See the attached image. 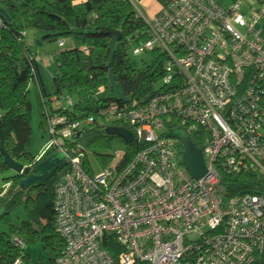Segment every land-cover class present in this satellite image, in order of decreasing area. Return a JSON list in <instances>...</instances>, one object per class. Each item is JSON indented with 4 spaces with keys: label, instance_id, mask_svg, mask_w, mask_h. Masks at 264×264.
Instances as JSON below:
<instances>
[{
    "label": "built area",
    "instance_id": "obj_1",
    "mask_svg": "<svg viewBox=\"0 0 264 264\" xmlns=\"http://www.w3.org/2000/svg\"><path fill=\"white\" fill-rule=\"evenodd\" d=\"M130 1L150 35L133 53L160 55L163 87L131 112L115 104L101 112L105 128L129 131L142 147L99 175L81 145V128L94 117L47 114L52 150L36 161L56 152L67 159L54 194L65 245L56 264H114L106 237L122 247L119 264L264 263V184L261 196L234 200L222 184L224 175L264 178V0L244 10L243 0L231 8L170 0L152 20ZM177 130L198 138L206 166L198 181L183 165V146L167 138Z\"/></svg>",
    "mask_w": 264,
    "mask_h": 264
},
{
    "label": "trees",
    "instance_id": "obj_2",
    "mask_svg": "<svg viewBox=\"0 0 264 264\" xmlns=\"http://www.w3.org/2000/svg\"><path fill=\"white\" fill-rule=\"evenodd\" d=\"M169 1L157 0L162 7ZM27 29L38 34L36 46L58 42L62 49L52 57L57 73L52 92L44 88L43 69L35 51L25 44ZM117 33L121 36L118 44L113 35ZM149 38L147 25L130 0H0V149L2 145L9 157L24 169L33 170L46 161L45 158L38 163L30 152V87L33 85L39 100L41 127L46 130L47 114L77 122L92 116L95 125L82 126L81 142L98 152L106 151L116 138L106 134L101 112L111 104L131 112L135 110L133 107L144 106L159 91L154 85L162 77L160 55L142 71L130 57V51ZM66 42L70 44L68 49ZM114 52L112 74L128 104L118 101L109 86L107 67ZM103 90L111 91L113 96L95 100L96 93ZM76 95H84L93 102L84 108L74 103L71 107L56 105L63 97ZM190 137L195 148H199L196 134ZM124 145L126 152L122 162L127 165L142 145L137 141ZM95 156L102 167L111 163L109 155L97 153ZM3 162L0 150V173L10 171ZM63 175L62 169L41 185L25 190L20 187L25 176L15 175L5 180L6 188L0 189V210L4 211L0 216V226L4 229L0 231V264H56L62 258L65 245L56 230L54 194ZM222 184L226 198L234 200L246 194L261 196L260 185L264 184V178L254 174L224 175ZM20 209L24 218L21 224H16L12 214ZM108 239L102 241V247L114 264H119L122 247ZM38 245L45 256L44 263L32 261L24 251L25 247Z\"/></svg>",
    "mask_w": 264,
    "mask_h": 264
},
{
    "label": "rangeland",
    "instance_id": "obj_3",
    "mask_svg": "<svg viewBox=\"0 0 264 264\" xmlns=\"http://www.w3.org/2000/svg\"><path fill=\"white\" fill-rule=\"evenodd\" d=\"M138 9L142 13H146V4L144 2H148L150 5V8H156L157 0H133ZM220 2L226 6L227 8H231L233 6L231 0H220ZM256 0H243L242 9L245 8H255L256 7ZM147 14V13H146ZM261 30V38L264 40V23L261 24L260 28ZM38 34L32 30H25V44L28 47H31L33 51H35V55L37 58V61H39V65L43 69V81L45 84V88L48 92H52L53 89V79L57 75L56 73V66L55 62L53 60V54L56 52L62 50L59 47V43H44L41 47L36 46L35 42L38 39ZM41 37V36H40ZM70 47L69 42H66L65 48L68 49ZM134 51H130V57L131 61L137 66V68L142 71L145 69L147 64H152L155 59L159 56V54H143L140 56H135ZM163 87V79L160 77L158 81L154 85V89L156 91L160 90ZM31 91V104H32V111H31V128H32V140H31V146H30V152L31 154L37 159L41 157L43 153H46L48 151H51L50 148L51 144V137L49 133L44 129V127H41V113H40V107H39V100L37 98L36 93V87L31 85L30 87ZM113 96L111 91H100L99 93H96V96L94 97L95 100L109 98ZM66 96L65 98H67ZM65 98L59 100L57 102V106H65ZM72 101L74 104H80L83 108L86 107L87 103L93 102V99H87L84 97V95H76L72 96ZM81 145L83 149L88 153V159L90 160L91 167L93 169V172L97 175H99L102 172V166L96 159L95 154H105L111 156V161H116L122 154L126 152V146L124 145L123 141L119 138H116L110 142L109 148L104 152H98L92 148H90L86 143L83 141L81 142ZM16 174L12 171H5L0 173V189L6 188L5 184L7 179L14 177ZM24 218V213L20 209L12 214V220L16 224H21V219ZM0 231H4L3 227L0 226ZM38 249V251H37ZM42 253V248L40 245L36 247H25L24 251L26 254H30L32 252ZM35 258V256H33ZM43 257V254H42Z\"/></svg>",
    "mask_w": 264,
    "mask_h": 264
},
{
    "label": "water",
    "instance_id": "obj_4",
    "mask_svg": "<svg viewBox=\"0 0 264 264\" xmlns=\"http://www.w3.org/2000/svg\"><path fill=\"white\" fill-rule=\"evenodd\" d=\"M113 35L117 37V44L120 43V34L117 33ZM114 60L115 52L112 54L110 64L107 67V69L110 71L108 77L109 86L118 101L128 104L129 101L121 95L112 74ZM106 134L109 137L119 138L127 146H130L134 140L133 135L129 131L121 128H109L106 130ZM167 138L177 140L183 146V165L192 179H194L195 181L202 179L206 175L205 161L202 155V151L195 148L191 141L190 135L183 130H177L170 133ZM0 150L1 155L4 158L3 166L7 167L16 175H23L26 177L25 180H23L20 184V187L23 190L41 185L42 183L47 181L53 174L64 169L67 166V159L65 158V156L62 153L56 152L50 155L45 162L41 163L33 170L24 169L23 166L15 163L9 157L2 145ZM3 212V209H1L0 216Z\"/></svg>",
    "mask_w": 264,
    "mask_h": 264
},
{
    "label": "crops",
    "instance_id": "obj_5",
    "mask_svg": "<svg viewBox=\"0 0 264 264\" xmlns=\"http://www.w3.org/2000/svg\"><path fill=\"white\" fill-rule=\"evenodd\" d=\"M144 3L146 4V7H147L146 8V13L147 14L146 13L145 14L143 13V15L148 20H152L161 11L162 6L160 4L159 5L157 4V7L156 8H150V5H149L148 2L147 3L144 2ZM38 63H39V61H38ZM42 82H43V85H44V88H45V84H44V81H43V76H42ZM37 251H38V249H37ZM40 251L41 250H39V253H36V251H35V252H32V253L28 254L32 261L40 260L43 263L46 262V259H45L44 254L41 253ZM42 254H43V257H42ZM33 256H35V258Z\"/></svg>",
    "mask_w": 264,
    "mask_h": 264
},
{
    "label": "clouds",
    "instance_id": "obj_6",
    "mask_svg": "<svg viewBox=\"0 0 264 264\" xmlns=\"http://www.w3.org/2000/svg\"><path fill=\"white\" fill-rule=\"evenodd\" d=\"M52 154H53V153H52ZM52 154H50V155H52ZM50 155H49V156H50ZM49 156H47L46 159H47ZM44 159H45V158H44ZM44 159H43V160H44ZM43 160H42V161H43ZM42 161H41V162H42ZM39 163H40V162H39Z\"/></svg>",
    "mask_w": 264,
    "mask_h": 264
}]
</instances>
